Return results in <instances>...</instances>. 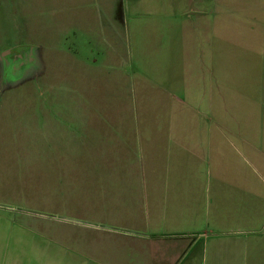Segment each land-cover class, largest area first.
<instances>
[{"label": "crops", "instance_id": "obj_1", "mask_svg": "<svg viewBox=\"0 0 264 264\" xmlns=\"http://www.w3.org/2000/svg\"><path fill=\"white\" fill-rule=\"evenodd\" d=\"M173 1L141 85L126 26L111 51V0L55 8L74 18L80 61L106 70L103 99L91 102L98 78L78 85L84 120L67 136L70 170L54 173L71 176L54 195L63 210H0V264H264V0Z\"/></svg>", "mask_w": 264, "mask_h": 264}, {"label": "rangeland", "instance_id": "obj_2", "mask_svg": "<svg viewBox=\"0 0 264 264\" xmlns=\"http://www.w3.org/2000/svg\"><path fill=\"white\" fill-rule=\"evenodd\" d=\"M73 1L0 0V210L15 206L18 212L34 216L55 215L63 210L54 206V195L57 189V195L66 198L71 176L54 173L55 169L70 170V156L65 155L71 146L67 136L76 129L72 123L84 120L76 109L77 103L85 100L78 96V87L87 92L86 80L98 78L92 86L91 102L103 99L99 88L106 70L93 67L91 58L80 61L81 52L73 44V34L77 33L73 16L55 13L56 7L75 14L87 10L85 4L73 5ZM172 1L109 3L117 13L106 19L111 51L119 42L118 26L121 24L123 31L126 26L125 69L128 80L134 79L137 85L145 82L143 76H150L151 42L157 39L153 34L157 36L162 25L166 29ZM93 2L90 0L91 5ZM94 21H100V16ZM83 51L86 58L85 47ZM102 63L100 58L98 65ZM108 63L112 65L110 72H117L118 57L116 62L112 59ZM81 78L82 84L76 81ZM110 93L111 101H117L114 89ZM55 120L60 122L58 127L51 126ZM56 134L61 140L52 142ZM47 226L55 230L52 222L48 221Z\"/></svg>", "mask_w": 264, "mask_h": 264}]
</instances>
